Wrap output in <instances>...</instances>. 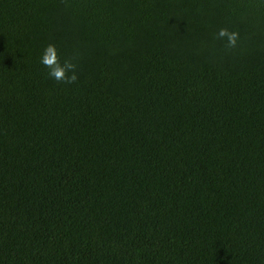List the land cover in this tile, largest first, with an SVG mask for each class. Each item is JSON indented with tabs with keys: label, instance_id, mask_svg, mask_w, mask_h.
Here are the masks:
<instances>
[{
	"label": "trees",
	"instance_id": "obj_1",
	"mask_svg": "<svg viewBox=\"0 0 264 264\" xmlns=\"http://www.w3.org/2000/svg\"><path fill=\"white\" fill-rule=\"evenodd\" d=\"M0 264H264V0H0Z\"/></svg>",
	"mask_w": 264,
	"mask_h": 264
},
{
	"label": "clouds",
	"instance_id": "obj_2",
	"mask_svg": "<svg viewBox=\"0 0 264 264\" xmlns=\"http://www.w3.org/2000/svg\"><path fill=\"white\" fill-rule=\"evenodd\" d=\"M220 36H227L228 42L230 47H235L237 40H238V33L236 32H228L226 29H221ZM43 66L50 69L48 72V76L50 78H54L57 81H62L68 84L73 83L76 80L75 74H73L70 77H67L65 75L67 70H70L74 67L71 63H65L63 66H61L57 62V52L55 45H48L42 52L40 61Z\"/></svg>",
	"mask_w": 264,
	"mask_h": 264
}]
</instances>
